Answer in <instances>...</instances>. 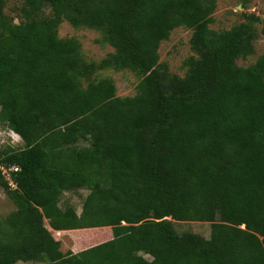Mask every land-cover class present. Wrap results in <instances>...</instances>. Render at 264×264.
Masks as SVG:
<instances>
[{"label": "trees", "instance_id": "trees-1", "mask_svg": "<svg viewBox=\"0 0 264 264\" xmlns=\"http://www.w3.org/2000/svg\"><path fill=\"white\" fill-rule=\"evenodd\" d=\"M3 5L0 122L23 147L0 159L17 167L13 187L0 169L17 204L0 228V264L43 254L50 264H264V53L235 63L252 51L246 24L209 28L212 0H25L18 22ZM63 20L99 29L114 48L104 62L143 75L134 95L116 96L108 78L76 84L78 43L58 36ZM180 25L205 53L169 84L157 48ZM90 184L79 215L56 205ZM219 211L229 224L212 223L208 238L165 218ZM43 217L56 230L109 226L111 237L62 252Z\"/></svg>", "mask_w": 264, "mask_h": 264}, {"label": "rangeland", "instance_id": "rangeland-1", "mask_svg": "<svg viewBox=\"0 0 264 264\" xmlns=\"http://www.w3.org/2000/svg\"><path fill=\"white\" fill-rule=\"evenodd\" d=\"M24 1L4 0L3 12L11 16L13 22H18L22 19L20 8ZM212 1L214 6L210 13L211 20L208 23L209 28L218 31L220 29H230L240 24H246L253 33V37L250 40L252 51L245 56L238 57L235 63L239 66H248L254 63L257 57L264 53V0ZM41 11L43 15L50 13V8L47 3L44 4ZM57 33L61 38L72 37L77 40L78 48L76 54L79 57V63L75 73V81L78 86L85 87L88 82H96L108 78L115 85L116 96L125 97L136 93L137 85L143 75L129 68H118L117 66L104 62L105 58L114 52V48L104 39L99 29L88 25L74 26L68 21L63 20L58 25ZM191 34V28L180 25L174 28L169 36L163 39L158 45L157 66L167 73V83L173 77H184L190 63L205 53L204 48H195L191 45ZM80 67L81 69L79 70ZM76 145L79 147L87 146L88 142L81 140ZM7 147L11 149L22 148L23 140L17 133L8 128L5 123L0 122V159L6 156V154L2 153V150ZM3 165L0 163V167ZM94 187V184H90L63 190L55 197L56 205L61 210L71 207L74 213L79 215L85 196ZM16 208L17 204L9 196L7 187L0 184L1 231L7 228L6 216L14 212ZM222 212H216L215 217L211 220H178L170 216H166L165 218L171 220L178 233L192 232L208 238L212 223L229 224L221 216L223 214ZM43 225L47 229L48 235L59 241V247L62 252L68 250L77 252L111 237L109 226L56 230L49 225L48 219L45 217H43ZM230 225L234 224L230 223ZM235 226L239 228L244 227L241 224ZM109 232L110 235H108ZM103 233L106 235L104 236ZM0 234L2 237H5L3 232ZM94 238H98V241H95ZM139 254L147 259H151V256L147 253L139 251ZM15 264H50V261L43 254V256L31 260H17Z\"/></svg>", "mask_w": 264, "mask_h": 264}, {"label": "built area", "instance_id": "built-area-1", "mask_svg": "<svg viewBox=\"0 0 264 264\" xmlns=\"http://www.w3.org/2000/svg\"><path fill=\"white\" fill-rule=\"evenodd\" d=\"M0 169H1L2 173L4 174V177H5L7 180H9V183H10L12 186H14V183H13V181H12V179H11V173H10V172H11L12 170H17V167L11 166V167L6 168V167H4V166H1Z\"/></svg>", "mask_w": 264, "mask_h": 264}]
</instances>
